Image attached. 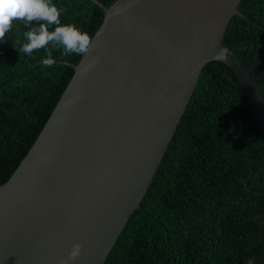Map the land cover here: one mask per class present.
<instances>
[{
    "label": "water",
    "instance_id": "95a60500",
    "mask_svg": "<svg viewBox=\"0 0 264 264\" xmlns=\"http://www.w3.org/2000/svg\"><path fill=\"white\" fill-rule=\"evenodd\" d=\"M38 136L0 184V264H104L156 175L204 66L226 64L264 129L261 85L224 43L241 0H115ZM261 28L263 26L259 25ZM44 60L33 63L29 71Z\"/></svg>",
    "mask_w": 264,
    "mask_h": 264
},
{
    "label": "trees",
    "instance_id": "16d2710c",
    "mask_svg": "<svg viewBox=\"0 0 264 264\" xmlns=\"http://www.w3.org/2000/svg\"><path fill=\"white\" fill-rule=\"evenodd\" d=\"M110 5L115 0H99ZM61 24L92 38L103 20L92 0H52ZM226 29L229 45L264 96V0H241ZM41 22L14 20L0 41V84L48 58L77 63L49 43L20 51ZM54 25L49 30H54ZM73 69L36 65L0 85V184L41 131ZM104 264H264V129L234 72L208 62L156 175Z\"/></svg>",
    "mask_w": 264,
    "mask_h": 264
},
{
    "label": "clouds",
    "instance_id": "9594fccd",
    "mask_svg": "<svg viewBox=\"0 0 264 264\" xmlns=\"http://www.w3.org/2000/svg\"><path fill=\"white\" fill-rule=\"evenodd\" d=\"M61 12L52 0H0V41L5 38V33L12 27L14 20L28 24L32 21L41 22L38 27L25 33L26 43L20 51L31 55L34 50L46 48L49 43L63 47L66 55L86 54L93 47L92 39L87 32L81 31L74 24H61ZM54 25V30L49 26ZM44 59L45 66H51L54 60L51 52ZM82 245L77 243L71 248L68 259H61V264H68L81 252Z\"/></svg>",
    "mask_w": 264,
    "mask_h": 264
}]
</instances>
